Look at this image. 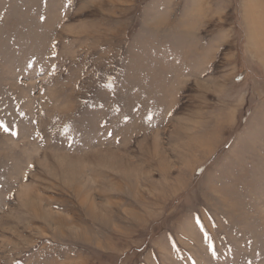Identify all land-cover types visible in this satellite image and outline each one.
Instances as JSON below:
<instances>
[{
    "label": "rangeland",
    "instance_id": "rangeland-1",
    "mask_svg": "<svg viewBox=\"0 0 264 264\" xmlns=\"http://www.w3.org/2000/svg\"><path fill=\"white\" fill-rule=\"evenodd\" d=\"M0 264H264V0H0Z\"/></svg>",
    "mask_w": 264,
    "mask_h": 264
}]
</instances>
